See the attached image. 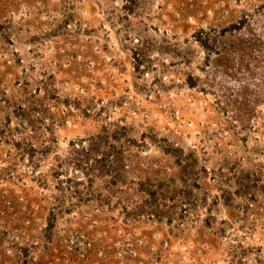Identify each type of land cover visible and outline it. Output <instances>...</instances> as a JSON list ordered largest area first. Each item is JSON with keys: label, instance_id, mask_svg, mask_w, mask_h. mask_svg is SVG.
Returning a JSON list of instances; mask_svg holds the SVG:
<instances>
[{"label": "rangeland", "instance_id": "rangeland-1", "mask_svg": "<svg viewBox=\"0 0 264 264\" xmlns=\"http://www.w3.org/2000/svg\"><path fill=\"white\" fill-rule=\"evenodd\" d=\"M0 264H264V0H0Z\"/></svg>", "mask_w": 264, "mask_h": 264}, {"label": "trees", "instance_id": "trees-1", "mask_svg": "<svg viewBox=\"0 0 264 264\" xmlns=\"http://www.w3.org/2000/svg\"><path fill=\"white\" fill-rule=\"evenodd\" d=\"M106 140L107 137L99 135L90 141H78L72 151V157L70 155L69 160H71L76 167H80L82 161V165L85 167V173L91 174L89 170H96V174L109 175L112 177V175L116 173L119 164L118 158L115 157L118 152L113 146H105ZM90 162H92L91 164L93 165H90ZM87 164H89L88 168L86 166ZM60 176L64 177L62 172H60Z\"/></svg>", "mask_w": 264, "mask_h": 264}]
</instances>
